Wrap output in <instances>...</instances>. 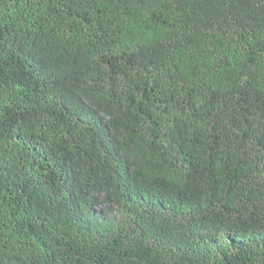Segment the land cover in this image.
<instances>
[{
  "label": "trees",
  "instance_id": "obj_1",
  "mask_svg": "<svg viewBox=\"0 0 264 264\" xmlns=\"http://www.w3.org/2000/svg\"><path fill=\"white\" fill-rule=\"evenodd\" d=\"M0 264H264V0H0Z\"/></svg>",
  "mask_w": 264,
  "mask_h": 264
},
{
  "label": "clouds",
  "instance_id": "obj_2",
  "mask_svg": "<svg viewBox=\"0 0 264 264\" xmlns=\"http://www.w3.org/2000/svg\"><path fill=\"white\" fill-rule=\"evenodd\" d=\"M97 205H100V204H97ZM97 205H95V208H94L95 210H98V209H96ZM100 206H101V209H99L98 211H102V209L106 208L107 207V204L106 203H103ZM112 208H113V211H115V209H117V206H111V209Z\"/></svg>",
  "mask_w": 264,
  "mask_h": 264
},
{
  "label": "rangeland",
  "instance_id": "obj_3",
  "mask_svg": "<svg viewBox=\"0 0 264 264\" xmlns=\"http://www.w3.org/2000/svg\"><path fill=\"white\" fill-rule=\"evenodd\" d=\"M96 209H98V210L101 209V206L100 205H97Z\"/></svg>",
  "mask_w": 264,
  "mask_h": 264
}]
</instances>
